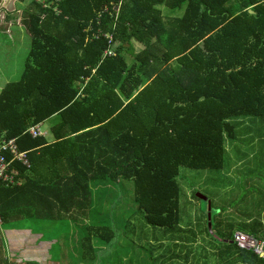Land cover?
<instances>
[{
  "label": "trees",
  "instance_id": "trees-1",
  "mask_svg": "<svg viewBox=\"0 0 264 264\" xmlns=\"http://www.w3.org/2000/svg\"><path fill=\"white\" fill-rule=\"evenodd\" d=\"M163 5L182 15L166 23ZM22 23L32 47L0 91V225L86 216L96 189L132 180L146 222L175 229L179 168L220 167L234 119L264 117V0H31ZM257 227L217 222L218 258L264 264L233 242Z\"/></svg>",
  "mask_w": 264,
  "mask_h": 264
},
{
  "label": "rangeland",
  "instance_id": "rangeland-1",
  "mask_svg": "<svg viewBox=\"0 0 264 264\" xmlns=\"http://www.w3.org/2000/svg\"><path fill=\"white\" fill-rule=\"evenodd\" d=\"M30 4L28 0L20 2L18 7L24 10ZM11 30L14 35L0 32V76L5 82L22 76L32 47L27 30L18 27ZM19 31L28 39L21 40ZM134 45L136 49L142 48L136 42ZM233 122L235 137L225 138L220 167L179 168L181 222L175 229L146 222L135 204L134 183L130 180L111 184L110 197L96 189L86 216L80 211L68 216L63 213L52 221L25 218L1 224L0 257L6 263L17 256L40 264L227 263L218 258L217 222L222 227L232 224L238 229L247 222L257 224L256 238L264 240V117H243ZM48 125L42 129L46 130ZM198 195L206 197L210 206L208 201L197 198ZM209 210L210 229L207 226ZM101 223L114 232L109 242L96 234L95 229ZM24 229L31 231L29 235L36 247L31 256L20 250L12 251L10 247V237ZM206 242H212L214 247Z\"/></svg>",
  "mask_w": 264,
  "mask_h": 264
},
{
  "label": "crops",
  "instance_id": "crops-1",
  "mask_svg": "<svg viewBox=\"0 0 264 264\" xmlns=\"http://www.w3.org/2000/svg\"><path fill=\"white\" fill-rule=\"evenodd\" d=\"M19 3H20L19 0H15V5H14L15 11L12 14L8 13L7 19H5L4 21H0V32L14 35V32H12L11 30L13 27L14 28L18 27L19 29L22 28L28 31V29L25 28L22 23V16L24 10L18 7ZM161 7L160 8L163 11L164 21L166 23H168L171 19L182 15L181 9L174 10L170 8L168 5H163ZM19 32L20 34H22V37H20L21 40L28 39V36L25 35L22 31ZM15 37L17 38V36ZM29 38H32L30 32H29ZM7 82L4 81V77L0 76V91L6 85ZM15 232L17 235H13L9 239L11 250L12 251L20 250V252H22L24 255L31 256L30 253L34 248H36L35 246H33L34 244H32L33 240L31 238V235H29L31 231H29V229H24V230H17ZM15 261L20 262L21 259H19L16 256Z\"/></svg>",
  "mask_w": 264,
  "mask_h": 264
},
{
  "label": "built area",
  "instance_id": "built-area-1",
  "mask_svg": "<svg viewBox=\"0 0 264 264\" xmlns=\"http://www.w3.org/2000/svg\"><path fill=\"white\" fill-rule=\"evenodd\" d=\"M7 12H0V21L7 19ZM11 151L15 154V158L23 163H27L23 154H18L15 147H11ZM8 164L5 158L0 155V177L3 180H12V175L7 174ZM233 242L242 249L253 251L259 258L264 259V240L257 239L254 235H249L243 232H235L233 235Z\"/></svg>",
  "mask_w": 264,
  "mask_h": 264
},
{
  "label": "water",
  "instance_id": "water-1",
  "mask_svg": "<svg viewBox=\"0 0 264 264\" xmlns=\"http://www.w3.org/2000/svg\"><path fill=\"white\" fill-rule=\"evenodd\" d=\"M15 0H0V12H7V13H13L15 11L14 8ZM199 198L203 199L204 201H208L206 197H202L198 195ZM208 206H210V202L208 201ZM208 227L211 228V222H210V214H208Z\"/></svg>",
  "mask_w": 264,
  "mask_h": 264
}]
</instances>
